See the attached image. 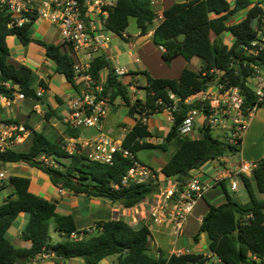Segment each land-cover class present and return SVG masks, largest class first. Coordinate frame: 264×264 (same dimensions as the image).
<instances>
[{"label": "trees", "instance_id": "1", "mask_svg": "<svg viewBox=\"0 0 264 264\" xmlns=\"http://www.w3.org/2000/svg\"><path fill=\"white\" fill-rule=\"evenodd\" d=\"M261 5H264V0H234V7L228 0H186L164 10L162 22L153 31L154 44L165 49L163 60L172 63L177 57L186 61L197 58L203 65L198 72L184 68L175 79L153 78L146 74L145 100L131 102V82H124L122 75L116 73L104 55L96 56L90 68L92 78L99 81L101 73L108 71L102 94L109 96L111 104L121 98L128 107L129 115L136 120L122 142L123 149L132 153L134 159L117 152L113 155L112 163L95 162L85 152H81L79 145L76 146L77 151L71 153L65 139L50 138L24 122V130L30 131V144L26 150L18 146L10 147L15 142L0 147V163H23L40 170L53 186L68 190L74 196L106 199L124 208H132L158 190L154 182L122 185L123 177L134 161H139L136 156L138 151H168L169 145L174 142L176 151L162 167L160 175L165 179H174L179 189L190 178L191 171L200 170L207 163L220 161L227 155L240 154L242 140L239 147L231 146L207 130L202 131L199 138L184 137L179 135L178 127L190 109L198 108L197 103H186L185 100L206 91L221 72L224 74L219 82H215L216 85L239 86L243 91L245 108L257 103L245 83L251 71L250 63L258 61L264 65V51L257 57H250L245 54L244 47L259 36L263 13ZM104 10L108 13L105 21L107 30L120 37L128 30L131 19L135 20L141 34L150 31L154 23L151 0H118L115 5ZM242 10L247 11L246 17L238 23L229 24L231 18ZM10 23L11 18L5 10L0 9V96L12 100L15 93L22 94L26 100L46 105L47 118L63 121V117L38 95L33 86L34 71L27 65L16 66L9 62L11 52L8 39L17 38L25 47L33 44L42 48L45 57L54 63L56 73L77 89L71 56L63 51L61 45L34 38L33 24L25 23L18 27L9 26ZM225 33L232 34L230 46L217 40ZM181 34L184 39L178 41ZM236 69L238 73H235ZM39 86L48 89L44 80L39 81ZM258 104L264 107L263 101ZM174 106V123L167 136L159 144L149 142L152 134L141 118L144 116L148 119ZM0 124L21 126L17 120L1 118ZM67 133L73 139L80 137V130L72 129L69 125ZM16 134L21 135L22 131L18 130ZM45 159L51 165H47ZM240 180L247 190L250 205H239L227 191L225 181L215 185V189L219 188L224 193L226 201L219 205L209 204V211L193 240L198 243L199 235L205 233L210 242L209 253L219 260V264H264V198L259 199L257 195L264 196V160L256 162L251 177L243 175ZM9 186L12 192L0 204V264H29L40 255L51 257L56 264L74 259H82L85 264H100L110 256H116L118 264L212 262L202 253L167 255L159 250L158 254H153L149 250L151 232L148 226H131L123 219L98 221L92 229L79 231L73 215L58 213L56 202L31 192L29 178L10 176L6 181H0V191ZM23 213L27 214L28 220L22 230V240L29 243L28 247L16 246L6 237L14 221ZM51 224L62 240L52 242Z\"/></svg>", "mask_w": 264, "mask_h": 264}, {"label": "built area", "instance_id": "2", "mask_svg": "<svg viewBox=\"0 0 264 264\" xmlns=\"http://www.w3.org/2000/svg\"><path fill=\"white\" fill-rule=\"evenodd\" d=\"M151 1L154 7L159 0ZM105 7L110 6L104 0H0V9L5 10L11 18L9 26L20 27L29 23L34 27L41 21L53 25L59 31L60 45L73 60L74 81L78 83L76 96L70 100V112L65 117V123L72 129L98 127L107 116L110 103L109 96L102 94L105 81L100 80L101 78L99 81L94 80L90 72L93 60L107 48L96 31L97 21L103 23L108 17ZM261 8L263 13L259 36L249 46L244 47L245 54L250 57H257L264 51V5H261ZM250 69L245 85L251 89L257 101L255 105L245 108L243 91L239 86L212 83L206 91L185 100L186 103H197L198 108L188 111L178 127L179 135L192 137L195 129L200 134L202 131L214 130L220 132L218 140L239 147L240 140L249 128L251 117L259 108L258 103L264 102V65H260L258 61L250 63ZM115 71L119 75L122 74L118 69ZM235 73H238L237 69ZM5 85L9 87L8 84ZM38 95H41V92ZM15 96L24 98V95L19 93H15ZM171 98L175 99V96L171 95ZM194 98L196 100L192 101ZM166 110L170 121L174 123L172 112L176 110L175 106ZM141 122L146 125L147 118L143 116ZM10 128L12 132L22 129L17 126ZM71 141L76 143L75 139ZM84 146L89 149L87 157L95 162L112 163L113 155L117 152L134 159L132 153L123 149L121 142L103 135L87 141ZM74 151L70 150L71 153ZM236 154L238 155L237 152ZM45 161L47 165H51L47 159ZM255 167L256 163L241 161L237 167L230 169L229 173L214 177L212 185L228 180L231 190L236 192L238 186L234 178L240 179L243 175L251 177ZM157 174L151 167L134 161V165L123 177L122 185L156 183V195L151 200H144L142 204L153 224L167 226L171 234L178 237L183 232L196 203L204 199L212 186L197 177H190L185 180L181 189L176 182L164 187ZM2 178L3 174H0V181ZM212 264H219V260L215 258Z\"/></svg>", "mask_w": 264, "mask_h": 264}, {"label": "crops", "instance_id": "3", "mask_svg": "<svg viewBox=\"0 0 264 264\" xmlns=\"http://www.w3.org/2000/svg\"><path fill=\"white\" fill-rule=\"evenodd\" d=\"M184 1H186V0H159L158 3L155 4V6L153 7L154 8V15H155L153 24H156V23L157 24L153 25L151 27L150 31H147L145 34H141L139 32L140 31L139 28L137 27L138 30L134 35H130L126 30V32L122 34L124 37L123 38V37L117 36L116 34L107 30V27L105 26L106 20L103 23H101L100 21H97L96 31H97L98 35L100 36V38H102L104 40V42L107 46V48L104 49L102 52H100L99 55L100 54L104 55L107 59L110 60L113 67L115 68V70L118 69L122 72V74H120V75H122L124 82H126V83L131 82V85L129 86L130 96H131V100H132L131 102H133L134 97H135V100H137V99H141V100L144 99L145 100V97H146L145 87H146V78H147L146 74L150 75L153 78L175 79V78H178L180 76V74L184 68H187V67H184V68L182 67L181 70L179 69L176 73V71L173 69L175 68V63L177 61L180 60V61H185L187 63V62L192 61L193 59H197V58H192L190 61H186L182 57H177L172 63H167L162 58V55H163L165 49L162 48V46L155 45L153 42V31L162 22V20L164 18L163 17L164 10H166L167 8H170L175 3H180V2H184ZM228 1L230 2V0H228ZM232 1L233 2H230V4H231V7H234V0H232ZM107 5L112 6V4H107ZM246 12L247 11H244V10L237 12L231 18L229 24H235V23L240 22L242 19H244L246 17ZM39 23H43V24L48 25L49 28L53 29V31H55V33H57L59 35V31L55 27H53V25L46 23V22H41V21L38 22L37 24H39ZM255 23H256V21L253 22V25H255ZM110 35H113L115 38L112 39L110 37ZM58 39L60 40V35H59ZM9 40H17L18 43L20 45H22L17 38H9L8 41ZM42 40H44V39H42ZM106 40H108V42H106ZM217 40L219 41V43L230 46L233 42V37H232V34L225 33V34L221 35L220 37H218ZM44 41H47V40H44ZM47 42L52 43V41H47ZM52 44L60 45V43L59 44L58 43L57 44L52 43ZM8 46H9V50L11 52V45L9 44V42H8ZM31 46H34L35 48L38 47V46L33 45V44H31L30 47ZM23 47H25V46H23ZM26 47H28V46H26ZM27 56L29 57V54L26 51L24 57L17 58L16 60H11V58H12V54H11L9 62L15 64L16 66L27 65V67L31 68L34 71V76H35V81L33 84L34 88L37 89L38 93L41 92L40 96H42V98L45 100V102L47 104H49V106L53 110H55L58 115H60L64 119L65 117H67V115L70 112V108H69L70 100L74 99L76 96V93L78 91V83L75 82L77 85V89H75L74 86L71 83H69L63 77V80L69 83L70 90H68V92L62 91L60 94H54L53 97H49L47 99L46 94L51 93V71H48V68L50 66L48 61L51 62V60L44 61L42 64L41 63H32L31 61H29L30 58L28 59ZM200 62H201V60H200ZM113 63H115V64H113ZM202 65H203V63L201 62L198 70L194 71V72H198L201 69ZM41 69H42V71H39ZM188 69H190V68H188ZM172 70H173V72H175V74L173 75V77H169V76H171L170 72H172ZM191 70H193V69H191ZM107 73H108V71H106V70L103 71L101 73V76H100L101 79L100 80H102L104 82L105 77L107 76ZM36 74H37V76H36ZM40 80H44L45 83L48 85L47 90H45L39 86ZM133 82H136L142 86V92L144 91V94H141V91L137 93L138 88L134 86ZM65 89H67V88H65ZM22 99H24V98H22ZM16 100H21V99L16 97ZM16 100L15 101L13 99L9 100L6 97L0 96V107H5V105H9L11 102L13 103V101L16 102ZM195 100H196L195 98L192 99V101H195ZM41 105H44V104L41 103ZM0 112H1V108H0ZM157 115H159L160 117L155 118V116H157ZM0 118H1V113H0ZM1 119L3 120L4 118H1ZM135 123H136L135 118H133L129 115L128 107H126L124 105L123 101L121 100V98H119L113 104H111V103L109 104L107 116L102 121V123L99 124L98 127L81 128L83 130L93 129L94 130L93 135H91L90 137H84L81 135V129H79L80 130V137L78 139H75V142L77 143V145L80 146L81 152H85V154H87L89 149L86 148L84 146V144L87 141L94 139V138H97L101 135L109 137L113 140H117V141L122 143L126 133L131 129V127L133 125H135ZM147 125H148L147 126L148 130L152 134V138L148 139V141L153 143V144H159L163 140V138L165 136H167V134L170 130V127H172L173 123L170 121L169 114H168L167 110L165 109L162 112L156 113V114L152 115L151 117H149L147 119ZM7 127H11V126H7ZM255 127L261 129L260 133L264 132V110L263 109H257L256 112L254 113V115L250 119L249 128L244 133V135L242 137L240 154L235 155V157H238L237 161H239V162L243 161V162L256 163L259 160H264V153L261 151V147H260V146H262L261 143H262L263 137L259 136L260 139L258 138L256 140L252 136V134H253L252 131L254 130ZM210 133L215 138H218L220 136L219 131L212 130V131H210ZM158 136L161 139V141L159 143H158V138H157ZM188 137H190V136H188ZM68 138H69V140L73 139L69 136H68ZM190 138H192V137H190ZM194 138H199V137H194ZM1 139H4V138L0 133V140ZM4 146H0V147H4ZM12 146H17V144L12 143L10 145V147H12ZM172 146L175 147V149L173 151V153H174L176 151V148H177V146L174 142H172L169 145L168 151H169L170 147H172ZM151 150L162 151L161 149H151ZM162 152H167V151H162ZM173 153H172V155H173ZM136 156H137V154H136ZM225 157L227 158L230 156L227 155ZM226 158L223 157V158H221L220 161H215V162L211 161V162L207 163L205 166H203L200 170L197 171L196 177L199 178L200 180L204 181V182L211 184V186H212L211 189L209 190V192L205 195L204 199L199 200L196 203L194 211L188 220V222L190 220H195L196 222H199L198 223V229H197L198 231H199L200 223L202 222L204 216L209 211V208H210L209 204L211 203L212 205H219V204H217V202L220 201L223 196H225L224 193L219 188L215 189V187H214L215 185H212V184H213L214 177L229 173V171H230L229 167L227 165L223 166L224 165L223 160H226ZM139 162H141V160H139ZM167 162L168 161H166V163ZM166 163L163 162L157 168H154L153 166H149L158 173L157 174L158 179L160 180L161 185L164 187L171 186L172 184L175 183L174 179H165L163 176L160 175L161 169ZM141 164H144V163L141 162ZM217 164H219V165H217ZM144 165H146V164H144ZM27 167H29V166L24 165L23 163H7V164L0 163V174H3V178L1 179V181H3L6 174H7V179L10 176H22L19 173H21V172L24 173V170L27 169ZM232 168L233 167L231 166V169ZM32 169H34V168H32ZM37 171H38V176H40L41 174L39 172H41V171L40 170H37ZM22 177L29 178L31 180L30 190L32 193L39 195V196H42L46 200L56 202L58 213L73 215L75 222H78V220H79V222H82L81 226L80 225L78 226L77 225L78 223H76V227L79 231L86 230V229L89 230L90 228L92 229L94 227L95 223L98 221L108 220V219H117V218H115V216H113L109 212L106 213V215L104 213V216H103L102 212L98 208L94 211H88L87 208L86 209L80 208L79 203L76 202V199H77V197L84 196V195L74 196L68 190H60V189L56 188L55 186L52 185L51 182H50L51 185L49 187H47L45 184L39 185L38 184L39 178L33 179L32 176H30V175L29 176L26 175V176H22ZM223 181H225V184H226V182L228 180H223ZM44 188L48 189V190L45 191ZM6 190L8 191V194H7V196H8L12 192V188L9 186L6 188ZM237 190H238V188H237ZM42 192H44V195H42ZM156 193H157V191H154L150 196L145 197L144 200H151L156 195ZM72 198H74L75 200L73 201ZM5 199H6V197L3 198V202L5 201ZM90 200H92V198ZM144 200L140 204L138 203L136 206L127 209V211L130 212L129 214H131V216H132V217L130 216V219L131 218L135 219L136 221H134V222H137V224L134 225V224H132V222H130L128 220H125V219H123V220L131 226L146 225V226H148L150 232L152 231L151 226L167 227V226L153 224L152 220L148 217L145 208L143 207L144 209H141V210L139 209L140 205H143L142 203L144 202ZM93 201L95 203L97 202L98 204H103V203L109 204L111 202V201L106 200V199H93ZM113 204H115V203H113ZM249 205H250V202L248 205L243 206V207H248ZM77 207L80 208L79 212H77L79 210V208H78V210H76ZM25 215H26V213L19 215L17 217V219L14 221L10 230L6 234L7 239L12 244L19 246V247H28L29 246L28 242H25L22 240L23 239L22 238V230L24 229V227L27 223V220H28V216L25 217ZM16 222H18V225H16ZM195 236H193V238ZM206 236L207 235L205 233H202L201 236L199 235V242L195 243L196 244V247H195L196 251L195 250L190 251L189 249H185V247H183V246H185V239L180 241L181 236L175 237V240L170 242L169 245L166 246L165 248L180 247V248H182V250L179 249V251H180L179 254L202 253V254L208 256V258H210L213 262V261H215V258L209 253L208 248H209L210 242H209V240L207 242H205ZM151 241H155L154 238L152 237V233H151L150 242ZM206 244L208 246L207 251L202 252L200 250V248L204 245L206 246ZM164 253H166V252H164ZM169 255H172V254L170 253ZM70 261H72V260H70ZM29 264H56V262H54L52 260V258L49 256L40 255L32 263H29ZM60 264H67V261L66 262L61 261ZM75 264H85V262L82 260V262H75ZM100 264H118V258L116 256L115 257L110 256V257L104 259L103 261H101Z\"/></svg>", "mask_w": 264, "mask_h": 264}, {"label": "rangeland", "instance_id": "4", "mask_svg": "<svg viewBox=\"0 0 264 264\" xmlns=\"http://www.w3.org/2000/svg\"><path fill=\"white\" fill-rule=\"evenodd\" d=\"M118 0H105V2L107 4H112L115 5L117 3ZM230 2H233L232 0H230ZM154 11V8H153ZM157 24V23H156ZM153 24V25H156ZM137 26H136V22L134 19L130 20V26L127 30V32L130 35H134L137 32ZM33 37L37 38V39H44L47 41H52V43H60L59 35L57 33H55V31H53V29L49 28L48 25L43 24V23H39L37 25H35L33 27ZM110 37L112 39H114L115 37L113 35H110ZM9 44L11 45V54H12V58L11 60H16L17 58H22L25 56L26 51L29 54V61H31L32 63H43L44 61H48V59L45 57L43 49L42 48H35L34 46H29V47H23L22 45H20L18 43L17 40H9L8 41ZM121 58V57H120ZM50 66L48 68V71H51V93H47L46 94V98L48 99L49 97H53L54 94H60L62 91H67L70 90V85L68 82L63 80V76L59 75L56 73L55 71V65L54 63H51L50 61H48ZM115 64V63H113ZM200 60L199 59H193L190 62H185V61H177L175 63V68L173 70L177 71L183 67H187L190 69H193V71H197L198 68L200 67ZM31 65V64H30ZM184 65V66H183ZM33 66V65H32ZM170 72L171 76L169 77H173V75L175 74V72ZM39 71H42L39 70ZM44 71V70H43ZM173 73V74H172ZM37 76V74H36ZM134 86L138 88L137 93L141 91V94H144V91L142 92V86L139 85L136 82H133ZM67 88V89H65ZM13 100H16V97L14 96ZM13 103L11 102L9 105H5V107H0L1 108V118H4L3 120H17L19 121L20 125L19 127H22V129L20 131H22V134H16V131L12 132L10 127H7L6 125H1L0 124V133L3 136V138L5 140H0V146H4L5 144L8 143H12L15 142L17 144V146L23 150H26L28 145L30 144V131L24 130L23 124L24 122L32 127L34 130L37 131H42L45 134H47L49 137L53 138V139H65L68 143V150L70 151H77L76 146L77 143L72 142L71 140H69L68 138V133H67V124L65 123V118L63 119V121H59L56 118H47V113H48V108L45 105H41V103L39 102H35L33 100H26V98L21 99V100H16V102ZM133 101L135 100V97L133 98ZM59 104V103H58ZM258 109H263L264 107H259ZM160 116L157 115L155 116V118H159ZM200 120H198L199 122ZM200 124H197V126ZM257 127L254 128V130L252 131V136L257 140L260 137H263L264 140V132L260 133L261 129H259ZM12 133V134H11ZM94 130L93 129H87V130H83L81 129V135L84 137H90L91 135H93ZM16 136L15 140L13 141V137ZM201 134L195 129V132L192 135V138L194 137H200ZM158 138V143L161 141V139ZM260 139V138H259ZM262 140V143L260 146L261 147V151L264 153V141ZM175 147L172 146L170 147L169 151L167 152H162L160 150H141L137 153V158L139 160H141V162H143L144 164L148 165V166H153L154 168L159 167L163 162L166 163V161H168V159L171 157L173 151H174ZM230 157H224L226 158V160H223V166H228L229 169H231V166L233 168H235V166L237 167L239 164L238 157H235V155H229ZM232 163V164H231ZM219 165V164H217ZM232 168V169H233ZM197 171L198 170H194L191 171V175L190 177H196L197 176ZM41 175L38 176V171L36 169H32L30 167H27V169L24 170V173H19L22 176H32L33 179L35 178H39V185L40 184H45L47 187H49L51 185L49 178L46 176V174L39 172ZM46 177V178H45ZM7 179V174L5 175V178L3 179V181H6ZM235 182L237 183L238 186V190L232 191L231 187H230V183L229 181L226 182V188L227 191L229 192L230 196L235 199V201L242 205V206H246L249 204L250 198L249 195L247 193V190L245 189V187L243 186L241 180L239 178H234ZM36 185V184H35ZM45 189V188H44ZM48 189H45V191H47ZM68 192V191H67ZM8 191L6 189L1 190L0 191V204H2L3 202V198L7 197ZM42 195H44V192H42ZM259 199H263L264 196L260 195L259 193L257 194ZM46 196V195H45ZM54 199V198H53ZM91 198H88L86 196H79L76 199V202L79 203V207L80 208H87L88 211H94L97 208L102 212V215L104 216V213L106 215V213H110L113 216H115V218L117 219H125L128 220L130 222H132V224H137V222L135 219H130L131 214H129L130 212L127 211V209L129 208H124L122 205L120 204H113V202L110 204H98L97 202L95 203L92 200H90ZM72 200L74 201L75 199L72 198ZM226 201V197L223 196L221 198L220 201L217 202V204H222ZM76 210H78V208ZM144 205H140L139 209H144L143 208ZM80 208L77 212L80 211ZM148 208V207H146ZM135 210V209H134ZM139 210V211H140ZM146 210V209H145ZM27 216V214L25 215V217ZM132 217V216H131ZM20 219V218H19ZM130 219V220H129ZM19 221V220H18ZM78 223L77 225L81 226L82 222H76ZM198 223L195 220H190L189 222L185 223V227L183 232L181 233V237H180V241H182L183 239H185V249H189L191 250H195L196 244L195 241L193 240V236H195L198 233ZM16 225H18V222H16ZM152 227V237L154 238V240L156 241H151L150 245H149V250L151 251V253L153 254H158L159 250L161 249V251L166 252L165 254L169 255L171 254H179L180 251L179 249L182 250V248L180 247H176V248H165L166 246L169 245L170 242L175 240V236H173L170 232V230L167 227H158V226H151ZM50 235L52 237V242H58L60 240H62V236L59 234V232H57L54 228V225L51 224L50 225ZM201 236V234H200ZM209 239L206 236L205 238V242H207ZM207 244L206 246H202L200 248V250L202 252H206L207 251ZM196 251V250H195ZM75 262H82V259H75L72 261H67V264H75ZM210 264L212 262H209Z\"/></svg>", "mask_w": 264, "mask_h": 264}, {"label": "water", "instance_id": "5", "mask_svg": "<svg viewBox=\"0 0 264 264\" xmlns=\"http://www.w3.org/2000/svg\"><path fill=\"white\" fill-rule=\"evenodd\" d=\"M183 39H184V36L182 34L179 35L178 41H182ZM223 74H224V72H221L220 75L218 77H216V79L212 83L219 82L221 77L223 76Z\"/></svg>", "mask_w": 264, "mask_h": 264}]
</instances>
